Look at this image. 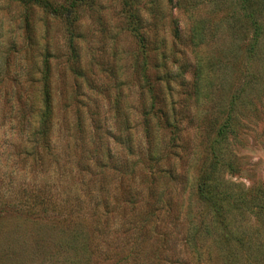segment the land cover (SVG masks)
<instances>
[{
    "label": "rangeland",
    "instance_id": "obj_1",
    "mask_svg": "<svg viewBox=\"0 0 264 264\" xmlns=\"http://www.w3.org/2000/svg\"><path fill=\"white\" fill-rule=\"evenodd\" d=\"M124 1L0 0V264H196L220 130L218 175L264 184V59L221 23L234 0Z\"/></svg>",
    "mask_w": 264,
    "mask_h": 264
},
{
    "label": "trees",
    "instance_id": "obj_2",
    "mask_svg": "<svg viewBox=\"0 0 264 264\" xmlns=\"http://www.w3.org/2000/svg\"><path fill=\"white\" fill-rule=\"evenodd\" d=\"M124 3L127 7V0ZM231 8L229 17L222 19L221 23L235 30L239 26L245 31L243 41L246 56L252 61L263 60L264 0H234ZM66 13L65 17L69 18V12ZM129 17L133 24L138 23L133 14H129ZM132 32L138 35L135 28ZM135 37L140 44L144 43V37ZM42 107V117L49 121L51 96L47 84L42 89ZM160 120L165 125L172 121L167 117ZM226 126L232 131V118L226 120ZM228 135L224 130L214 135L211 149L214 161L210 171L206 170L199 176L198 200L204 202L207 209L187 234V248L191 250L196 264H213V254L223 264H264V184L257 189H246L218 175L220 167L226 163L217 154L215 145H219ZM72 257L71 264H84L79 254L73 253ZM90 257L88 254L85 264H90Z\"/></svg>",
    "mask_w": 264,
    "mask_h": 264
}]
</instances>
